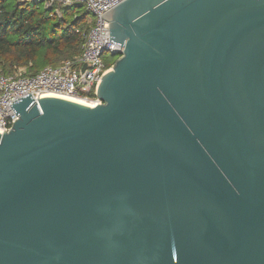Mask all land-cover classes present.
<instances>
[{"label": "water", "instance_id": "water-1", "mask_svg": "<svg viewBox=\"0 0 264 264\" xmlns=\"http://www.w3.org/2000/svg\"><path fill=\"white\" fill-rule=\"evenodd\" d=\"M101 17L123 52L100 104L10 105L0 264H264V0Z\"/></svg>", "mask_w": 264, "mask_h": 264}, {"label": "built area", "instance_id": "built-area-1", "mask_svg": "<svg viewBox=\"0 0 264 264\" xmlns=\"http://www.w3.org/2000/svg\"><path fill=\"white\" fill-rule=\"evenodd\" d=\"M46 1L49 8L56 4L68 7L81 4L93 16L83 52L72 61H65L54 67L47 66L35 75H31L26 68H19L11 75L0 73L1 133L10 131L17 120L10 105L30 94L36 102L43 97L55 96L97 106L101 101L96 96V89L104 74L112 67L107 66L105 57L118 56L123 52L120 45L110 42L109 24L101 16L124 0ZM57 12L60 13V10Z\"/></svg>", "mask_w": 264, "mask_h": 264}, {"label": "trees", "instance_id": "trees-1", "mask_svg": "<svg viewBox=\"0 0 264 264\" xmlns=\"http://www.w3.org/2000/svg\"><path fill=\"white\" fill-rule=\"evenodd\" d=\"M46 0H0V73L26 68L35 75L47 66L72 61L83 52L91 24L84 5L49 8ZM84 7L80 15L73 14ZM61 11V16L56 11ZM80 11V10H78ZM113 56L105 59L108 67Z\"/></svg>", "mask_w": 264, "mask_h": 264}, {"label": "rangeland", "instance_id": "rangeland-1", "mask_svg": "<svg viewBox=\"0 0 264 264\" xmlns=\"http://www.w3.org/2000/svg\"><path fill=\"white\" fill-rule=\"evenodd\" d=\"M19 1H20V0H19ZM81 7H82V6H81ZM82 9L85 10L84 7H82V8H79V9H78V10H80V11H78V10H77V11L73 10L72 12H73V14H76V15L80 14V15H81V14L84 12ZM57 13H58V14H57ZM57 13H56V15L61 16V11H60V13H59V12H57ZM88 19H89L88 22L91 24V23H92V20H93V16L89 15V18H88ZM108 57H111V56H106L105 59L108 58ZM118 58H119V56H113V57H112V59H113L112 61L115 62Z\"/></svg>", "mask_w": 264, "mask_h": 264}]
</instances>
